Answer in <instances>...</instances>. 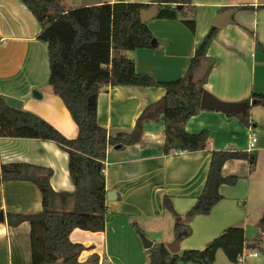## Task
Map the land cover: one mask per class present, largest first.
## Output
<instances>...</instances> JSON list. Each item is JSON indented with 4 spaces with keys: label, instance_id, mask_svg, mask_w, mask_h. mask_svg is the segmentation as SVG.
Returning a JSON list of instances; mask_svg holds the SVG:
<instances>
[{
    "label": "crops",
    "instance_id": "obj_1",
    "mask_svg": "<svg viewBox=\"0 0 264 264\" xmlns=\"http://www.w3.org/2000/svg\"><path fill=\"white\" fill-rule=\"evenodd\" d=\"M77 1L61 0V5L67 10L80 6V2L75 4ZM119 1L150 3L152 0H99L98 3ZM191 3L195 6L193 32L178 20L154 17L146 22L154 44L122 54L133 60L136 71L147 73L157 81L179 78L212 25L213 17L222 9L237 7L233 22L218 27L206 48L203 67L210 62L211 67L202 87L228 102H242L252 92L264 94V0H191ZM40 30L20 0H0V96L8 105L44 119L64 137L75 138L76 124L64 101L48 83V51L46 44L37 38ZM203 67L196 78L202 74ZM33 90L40 96H34ZM164 91L161 86L123 84L104 88L97 97L98 123L110 134L129 132L141 111L160 99ZM249 121L251 124L245 126L234 116L206 108L185 123L189 133L208 131L206 148L164 154V118L160 114L156 120L143 123L139 142L109 146L103 162L105 189L114 195L113 199H106L109 218L103 231L74 228L69 233L71 242L84 247L78 260L82 264H147L143 235L153 243L166 245L172 241L159 232L164 222L168 227L174 225L173 215L163 209V197L168 196L174 211L183 216L202 191L211 152L226 150L252 153L254 163L250 165L244 158H228L223 162L221 174L236 176V182L220 185L222 198L208 214H197L190 220L192 232L181 239L177 253L185 249L201 250L226 227L241 226L245 241L240 253H245L246 258L241 262L227 259V263L220 259L221 264H264L259 256L264 246L256 242L262 240L264 232L255 222L264 213V106H251ZM252 133L257 139L248 151ZM10 162L50 168L49 183L54 191L75 189L68 173V154L51 141L0 134V163ZM41 209V195L33 182L0 180V211L4 218L0 222V264H31L29 223L9 226L6 215L37 213ZM261 220L264 222V216ZM251 243L255 247L246 248ZM253 250L257 256L247 257ZM218 258L219 250L213 264H217Z\"/></svg>",
    "mask_w": 264,
    "mask_h": 264
},
{
    "label": "trees",
    "instance_id": "obj_2",
    "mask_svg": "<svg viewBox=\"0 0 264 264\" xmlns=\"http://www.w3.org/2000/svg\"><path fill=\"white\" fill-rule=\"evenodd\" d=\"M40 25L37 38L46 44L49 62L48 83L65 103L77 127L75 138L64 137L55 127L39 116L8 105L0 96V134L37 138L55 143L68 154V173L74 191H54L49 183L52 170L40 165L10 162L0 163V180H29L39 189L42 209L37 213H8L6 224L16 226L23 221L30 225L31 264H82L78 255L84 247L73 243L69 233L74 228L103 231L107 215L103 162L109 146L132 145L140 141L145 121L164 118L163 153L198 151L207 146L208 131L189 133L185 123L202 108L200 97L211 62L203 67L206 48L217 30L211 25L194 53L184 74L169 81H157L149 74L135 70L126 50L150 47L154 38L139 11L157 4V19H172L193 32L195 6L191 0H152L150 3L113 2L80 5L63 9L61 0H20ZM203 67L202 74L196 73ZM161 86L164 94L147 105L135 120L131 131L107 132L97 120L96 106L100 91L116 85ZM244 102L245 112H229L243 125L249 126V108L264 106V94L252 92ZM228 158H244L251 164L254 155L242 151L213 150L207 176L194 204L181 216L172 208L168 196L163 197V209L174 217V236H190V220L197 214H208L222 198L219 187L232 185L237 177L223 176L221 167ZM134 225V224H133ZM138 233L141 230L136 227ZM241 226L226 227L201 250L185 249L170 253L162 242L153 243L147 264L192 262L213 264L217 250H222L230 262L244 245ZM96 261V260H95Z\"/></svg>",
    "mask_w": 264,
    "mask_h": 264
},
{
    "label": "water",
    "instance_id": "obj_3",
    "mask_svg": "<svg viewBox=\"0 0 264 264\" xmlns=\"http://www.w3.org/2000/svg\"><path fill=\"white\" fill-rule=\"evenodd\" d=\"M99 0H80L81 5H93L97 4ZM237 11V7H228L222 9L218 12L212 19V24L217 27H222L227 24L233 22V14ZM158 12L157 4H152L146 8H142L139 11V18L142 23H146L148 20L154 18ZM155 42L154 39L151 40V44L153 45ZM33 95L39 97V93L36 90L32 91ZM200 106L202 108L213 109L217 111H221L224 113L229 112H245L247 105L244 102H228V101H221L214 97L211 93L206 90H203L200 97ZM115 147H119L116 145ZM113 193L111 191H107L106 199L111 200L113 199ZM3 213L0 211V222L3 221ZM260 231L264 232V225L262 222L257 224ZM142 245L145 249H148L152 246L153 242L148 239L146 236L141 237ZM180 241L181 237L179 235L175 236L172 241L166 244V248L170 253H177L180 250ZM255 244H247L246 248H254ZM174 264H178L175 262Z\"/></svg>",
    "mask_w": 264,
    "mask_h": 264
},
{
    "label": "rangeland",
    "instance_id": "obj_4",
    "mask_svg": "<svg viewBox=\"0 0 264 264\" xmlns=\"http://www.w3.org/2000/svg\"><path fill=\"white\" fill-rule=\"evenodd\" d=\"M79 2H80V0H78L77 3H75V4H80ZM263 216H264V213H262L261 219H262ZM261 219H257L255 221L256 224L259 223V222H262L264 224V222ZM172 228L173 227H168L165 224V222H164L161 225L159 232L162 233L164 236H169L173 240L174 239V232H173V229ZM167 232H171V233L168 234ZM146 235H147V233H146ZM149 236H152V234H149ZM256 242L258 243L259 246H262V245L264 246V237H262V240L257 239ZM259 256L264 259V252L260 251ZM220 259L223 260V261H225L226 263L228 261L227 258L225 257V255L222 253V250H219V258H218L217 264H221ZM179 264H185V263L180 262ZM186 264H195V263L187 262Z\"/></svg>",
    "mask_w": 264,
    "mask_h": 264
},
{
    "label": "built area",
    "instance_id": "obj_5",
    "mask_svg": "<svg viewBox=\"0 0 264 264\" xmlns=\"http://www.w3.org/2000/svg\"><path fill=\"white\" fill-rule=\"evenodd\" d=\"M256 139H257V138H256L255 134L252 133L251 136H250V138H249L248 145H247V149H248V151H250V150L253 149V147H254V145H255V142H256ZM248 256H257V252H256L255 250H253V251H249L247 257H248ZM245 258H246L245 253H239V254L237 255V261H240V262H241V261H243Z\"/></svg>",
    "mask_w": 264,
    "mask_h": 264
}]
</instances>
